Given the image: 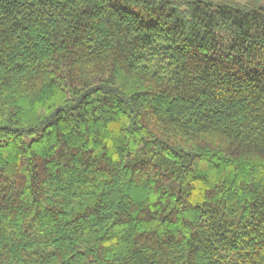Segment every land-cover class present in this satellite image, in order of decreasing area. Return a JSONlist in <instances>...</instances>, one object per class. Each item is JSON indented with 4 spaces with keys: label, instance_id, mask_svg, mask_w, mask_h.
<instances>
[{
    "label": "trees",
    "instance_id": "1",
    "mask_svg": "<svg viewBox=\"0 0 264 264\" xmlns=\"http://www.w3.org/2000/svg\"><path fill=\"white\" fill-rule=\"evenodd\" d=\"M0 264H264V6L0 0Z\"/></svg>",
    "mask_w": 264,
    "mask_h": 264
},
{
    "label": "rangeland",
    "instance_id": "2",
    "mask_svg": "<svg viewBox=\"0 0 264 264\" xmlns=\"http://www.w3.org/2000/svg\"><path fill=\"white\" fill-rule=\"evenodd\" d=\"M219 2H228L235 5H246L248 7H253L256 5L264 6V0H217Z\"/></svg>",
    "mask_w": 264,
    "mask_h": 264
}]
</instances>
